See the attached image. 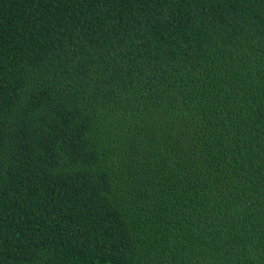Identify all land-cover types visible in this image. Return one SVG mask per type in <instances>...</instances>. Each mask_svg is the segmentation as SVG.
I'll return each instance as SVG.
<instances>
[{
	"label": "trees",
	"instance_id": "16d2710c",
	"mask_svg": "<svg viewBox=\"0 0 264 264\" xmlns=\"http://www.w3.org/2000/svg\"><path fill=\"white\" fill-rule=\"evenodd\" d=\"M0 264H264V0H0Z\"/></svg>",
	"mask_w": 264,
	"mask_h": 264
}]
</instances>
